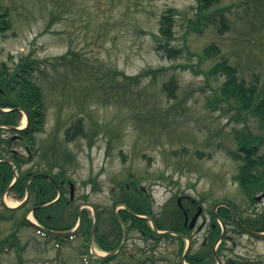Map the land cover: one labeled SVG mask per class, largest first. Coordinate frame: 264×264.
Segmentation results:
<instances>
[{
	"label": "rangeland",
	"instance_id": "rangeland-1",
	"mask_svg": "<svg viewBox=\"0 0 264 264\" xmlns=\"http://www.w3.org/2000/svg\"><path fill=\"white\" fill-rule=\"evenodd\" d=\"M0 4L9 23L0 30V63L6 61L13 68L25 56L40 60L34 76L46 107L44 128L34 135V143L22 139L9 145L5 140L0 142V156L16 148L26 158L28 144L33 156L20 166L21 172L48 167L73 183L72 202L51 226L74 222L78 205L86 202L82 207L89 218L94 212L99 216L98 233L115 243L112 203L118 187L131 177L151 194L154 218L161 222L173 224L177 196L201 201L198 224L203 220L205 226L190 229V252H202L206 264H216L208 256L213 241L206 226L214 203L230 200L242 217L264 210V196L251 201L234 178L243 163L235 133L247 129L264 137V130L234 103L218 99L224 77L207 71L227 58L241 79L264 84V0H221L205 11H217L214 22L201 24L199 31L192 29L197 0H0ZM168 8L175 11L173 44L184 47L177 59L156 48L159 19ZM222 10L224 31H220ZM211 43L219 46V53L199 61L197 54ZM172 78L178 83L174 98L163 90L164 82ZM79 117L82 133L68 139L66 130ZM25 123L20 122L21 127ZM0 133L7 139L12 134ZM255 147L257 154H264V140ZM20 201L13 193L4 198L0 194V240L15 230L21 249L0 250V264H86L81 259L84 247L90 264L101 263L98 258L104 251L94 237L87 242L79 235L57 244L20 223L34 200L31 196L23 207L14 208ZM25 216L39 223L31 212ZM224 233L227 237L216 245L222 247L221 264H264V238L239 233L230 221ZM187 242L169 237L153 240L131 229L120 252L111 259L103 255L102 261L180 264Z\"/></svg>",
	"mask_w": 264,
	"mask_h": 264
},
{
	"label": "trees",
	"instance_id": "trees-1",
	"mask_svg": "<svg viewBox=\"0 0 264 264\" xmlns=\"http://www.w3.org/2000/svg\"><path fill=\"white\" fill-rule=\"evenodd\" d=\"M220 1L221 0H197V18L192 25L193 30H201L200 28H202V25L206 24L207 21L214 22V15L215 13H217V11L215 13L208 12V14L205 13V11L215 4L220 3ZM174 12L175 11L173 9L168 8L160 16L158 28L160 39L157 42L156 48L164 53L169 59H177L184 53V47L176 46L173 44ZM219 15L222 18L223 28H220V31H224V29L227 28V24L225 22L226 17L223 14V10L219 11ZM6 16L7 11L3 9L2 5L0 4V30H5L9 25ZM219 51V46L215 43H211L204 47L202 51L197 54L198 60L202 61L204 59L211 58L218 54ZM62 56L63 55H61V57ZM39 62L40 60H35L29 56H25L20 58L13 68H10L6 61H2L0 63V105L2 107L10 108L7 112L0 113V122L9 125H16L20 120L21 111H24L28 117V123L26 127L21 129V135L31 143H34V135L43 131L46 118L44 94L40 85L36 82V78L34 76V71L39 67ZM174 66H179L182 69L189 67V65L187 64H177ZM154 72L155 70L153 71V76H155ZM207 74L212 76L222 75L224 77L220 86V97L218 98L219 100L225 101L230 105L234 103L238 111H241L245 115H249L252 118L256 119L258 126L262 130H264V84L257 85L256 83H247L244 79H241L238 76L236 67L230 64L227 58H223L222 60L217 61L207 71ZM133 78L137 81V76H133ZM177 85L178 83L174 78L165 81L163 90L165 91L166 96L174 98ZM82 122V118L79 117L76 122L72 124V127L66 130V136L68 139H72L79 133H82ZM235 137L237 139L238 149L240 151L239 158L243 160V163L234 178L237 180L240 187H242L247 197L250 198L251 201H254V194L257 191H262L264 193V154H257V149L255 147V145H257V142L261 143L264 140V137L261 135H252L251 132L247 129L242 133L236 132ZM29 149L31 150V147H29ZM10 175L11 172L9 176ZM53 177L56 182H59L60 179H62L64 176L62 173H55ZM27 178L28 174L21 173L19 175L17 181L12 187L15 196L21 198L24 195L25 182ZM35 181L36 179L32 181V184H34ZM60 186L62 188L61 197L52 205L37 208L33 213L36 219L47 228H53L50 222L53 221L54 218H56L57 214L60 213L66 205L71 203L68 196L64 194L63 186ZM29 190L30 192L32 191V185H30ZM35 191H38L37 188H35ZM56 193L57 186L56 184H53V186L48 190L47 195L38 193L35 204L41 205L52 200L55 197ZM128 195L129 194L127 193L120 194V199L118 198L114 202V204L118 201H124L127 207H129L130 210L134 213L146 215L151 214L149 209L150 205L146 200L142 198V196L130 195V197ZM199 202L201 201H198V203ZM228 202L233 207L235 215L240 219L241 223L245 227L256 231L264 230V210L263 212H260L258 214L249 213L247 216L242 217L238 213L236 204L231 202L230 200H228ZM171 213L176 219L173 224L164 223L157 218L152 217L155 226L158 229H169L175 232L185 233L180 222L177 220L178 216L180 215V210L178 209L177 205H174V209L173 211H171ZM119 215L124 222H126L128 218H131V223L129 224L128 230L139 229L145 233L162 236L160 234L154 233L145 219L135 217L125 209L120 211ZM216 215L221 218L225 224H227L229 221L234 224L239 233L244 232L239 227V225L235 223L228 207H218L216 210ZM216 215H212L214 226L211 228L210 236L213 241L221 233V228L219 223L217 222ZM111 217L113 218L120 231V233L116 235V243H118L121 238V228L115 215L111 214ZM75 221L64 227H58L55 229L69 230L74 226ZM20 223L28 224L27 220L23 216L20 218ZM91 225L92 218H89L87 210L83 209L81 211V222L76 234L83 236L86 241H88ZM15 234L16 231L14 230L9 236L0 240V250L4 249L5 246H18V240ZM49 236H54V238L57 239H61L62 237H64L61 235ZM165 236L170 235L166 234ZM104 237V234H99L98 230H95V244L104 250L113 249L116 245H114L112 242L105 241ZM224 237L226 238V234L224 235ZM183 242V239H181V244H183ZM221 248L222 247L217 248L218 254L220 253ZM188 260L192 262V264H206L204 262V259H201L200 257L198 258V260H195L192 257H188ZM228 264H232V261H228Z\"/></svg>",
	"mask_w": 264,
	"mask_h": 264
},
{
	"label": "flooded vegetation",
	"instance_id": "flooded-vegetation-1",
	"mask_svg": "<svg viewBox=\"0 0 264 264\" xmlns=\"http://www.w3.org/2000/svg\"><path fill=\"white\" fill-rule=\"evenodd\" d=\"M0 112H2V110H0ZM1 125L2 124L0 123V126ZM7 129L8 130H6V132L12 133L11 136L9 137V139H7V137H5L2 133H0V142H5V140H7L8 144L11 145V143L13 141H15V140H18V141L22 140V136L20 135L17 126H14V128H7ZM10 150L11 151H10L9 155L0 156V190H2V186H3L5 181H7L8 184H10V182L13 180V177H14V174H13L12 177L7 178L8 177V168H9V166H7V165L9 163H11V161L13 162V160H14V162H16L17 166L19 167V171L17 173L18 176H19L20 175V166H22L23 164L28 163L27 161L26 162H22L21 160H26V158L28 159V158L31 157V154L28 151L27 145H24V150L27 152L26 158L23 157L21 155L22 153L19 150H17L16 148H10ZM11 157H13L12 158L13 160L10 159ZM9 170H11V169H9ZM12 171H13V168H12ZM26 173H28V178H27V180L25 182V188L26 189L28 188V190H29L30 185H32V191L30 192V190H29V192L31 194H33V195H36V197H38V193L42 194V195H45L46 193H48V190L50 189V187H52L53 184H55V180H54V177H53L52 174H49V173H46V172H33V173H30V171H27ZM34 179H36V181L34 182V184H32V181ZM16 181H17V179H16ZM130 182L132 183V186H130ZM67 183L69 184V181ZM12 186L9 187V185H8V187L6 186L5 188L6 189L7 188L11 189ZM56 186L58 188V191L60 190L61 194H62V188L60 187V184L58 183ZM124 187L127 189L128 192L130 191L131 194L138 193V191H140L143 194L142 198L144 200H146L147 202L152 203L151 194L147 193V190L144 187H142L140 185L138 186L136 184V181H132L130 179L129 181L124 183ZM35 188H37L38 191H35ZM118 189L121 190L120 187H118ZM72 190H73V186H72ZM69 191L71 192L70 185H69ZM72 197H73V195H72ZM178 197H179V199H178ZM176 202L178 204V207L181 209L180 211H182V214H183L182 219H181L182 220L181 226H182V228L185 231H188L190 229V227H189V218H191V216L195 213V211L197 210V206L198 205H197L196 201L193 198H191L189 195L177 196L176 197ZM84 204H86V202L82 203V205H84ZM119 204H125V203L124 202H119L117 205H119ZM37 207H38V205L34 204V205L30 206V209L31 208L36 209ZM149 209H150L151 213H154L153 207H150ZM188 212H191V213L189 214ZM185 216H187V221H185ZM201 216H202V214H201ZM207 223H209V227L210 228L214 226V223H213L212 219H210L209 222H206V224ZM127 224H125V227H127ZM203 226H205V222H204ZM203 226L200 229H198V230H201L203 228ZM143 233H145V232H143ZM180 233H181L180 235L183 237L184 233H182V232H180ZM149 238H152L153 240H156L157 236H152V235L149 234ZM121 241H122V239L120 240L119 243L116 244L114 249H112L111 251H114L116 254L119 253L120 250H121L120 248L122 247V245L126 241V237L124 238L123 242H121ZM207 242H208V240L205 239L201 244L203 246H205V245H207ZM191 243H192V238H190L189 247L191 246ZM211 244H212V242H211ZM187 253H188V251H187Z\"/></svg>",
	"mask_w": 264,
	"mask_h": 264
},
{
	"label": "water",
	"instance_id": "water-1",
	"mask_svg": "<svg viewBox=\"0 0 264 264\" xmlns=\"http://www.w3.org/2000/svg\"><path fill=\"white\" fill-rule=\"evenodd\" d=\"M257 198H260V196H258ZM49 204V203H48ZM220 204H227V203H225V202H220V203H218L217 205H220ZM200 211H201V207H198V210L196 211V213L193 215V217H192V219H191V221H190V224H189V226L190 227H192L193 225H194V223H195V221H196V218H197V216L199 215V213H200ZM96 220V219H95ZM79 221H80V217H79ZM236 221H237V223H239V225L244 229V231L246 232V233H248L249 235H251V236H255V237H261L262 235H264V233H261V232H256V231H253V230H250V229H247V228H245L237 219H236ZM29 222L32 224V225H35L32 221H30L29 220ZM78 224H79V222H78ZM78 226V225H77ZM77 226L75 227V228H77ZM94 228H95V221H94V223H93V226H92V230H91V235H92V233H93V230H94ZM222 237V234L219 236V239ZM214 254H215V251H214ZM218 264H219V260H218Z\"/></svg>",
	"mask_w": 264,
	"mask_h": 264
},
{
	"label": "bare ground",
	"instance_id": "bare-ground-1",
	"mask_svg": "<svg viewBox=\"0 0 264 264\" xmlns=\"http://www.w3.org/2000/svg\"><path fill=\"white\" fill-rule=\"evenodd\" d=\"M24 121V120H23Z\"/></svg>",
	"mask_w": 264,
	"mask_h": 264
}]
</instances>
